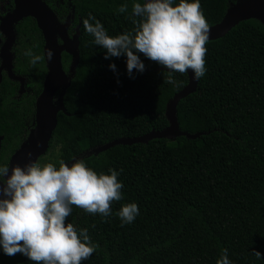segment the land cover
Masks as SVG:
<instances>
[{
  "label": "trees",
  "instance_id": "trees-1",
  "mask_svg": "<svg viewBox=\"0 0 264 264\" xmlns=\"http://www.w3.org/2000/svg\"><path fill=\"white\" fill-rule=\"evenodd\" d=\"M125 2L128 11L118 12ZM232 3L200 0L209 27L221 23ZM71 9L81 24L80 64L64 98L67 114L59 113L49 151L39 162L58 167L61 159H75L98 173L122 170L118 179L124 185L108 217L73 205L66 223L87 228L97 245L81 264H216L224 248L233 264H264V26L241 22L205 45V75L197 92L178 106L182 132L203 134L199 139H155L88 156L116 140L168 128L167 105L189 78L177 72L178 86L164 82L167 70L143 54L144 72L133 69L130 78L124 55L105 59V50L92 43L83 19L91 13L110 36L131 31V0H72L55 11L60 22ZM16 33L14 72L28 83L21 97L20 84L6 74L0 86V163L7 164L35 126V104L47 75L45 58L31 66L23 55L28 47L44 55L36 21L24 19ZM71 59L63 54L66 72ZM130 202L137 203L139 215L122 226L117 212ZM0 264L35 262L0 249Z\"/></svg>",
  "mask_w": 264,
  "mask_h": 264
},
{
  "label": "clouds",
  "instance_id": "clouds-1",
  "mask_svg": "<svg viewBox=\"0 0 264 264\" xmlns=\"http://www.w3.org/2000/svg\"><path fill=\"white\" fill-rule=\"evenodd\" d=\"M127 11V2L118 8L120 13ZM131 13L134 28L115 36L91 13L83 19L84 30L92 35L93 44L105 50V59L124 55L127 74L134 78L133 69L145 70L143 54L167 70L164 82L173 86L179 85L177 72L191 70L196 80L205 75L210 28L200 0H131ZM23 55L35 66L45 57L52 60L54 51L49 48L42 56L28 47ZM109 68L115 72L116 65L110 63ZM26 155L29 162L23 166L0 163V249L9 256L19 252L35 264H81L97 245L87 228L66 223V218L73 205L101 218L110 216L111 202L122 199L124 185L118 179L122 170L98 173L75 159L70 164L61 159L57 167L53 162L33 161L31 152ZM117 215L122 226L130 224L139 207L136 202L123 204ZM255 255L261 258L259 252ZM216 264H233L226 248Z\"/></svg>",
  "mask_w": 264,
  "mask_h": 264
},
{
  "label": "water",
  "instance_id": "water-1",
  "mask_svg": "<svg viewBox=\"0 0 264 264\" xmlns=\"http://www.w3.org/2000/svg\"><path fill=\"white\" fill-rule=\"evenodd\" d=\"M26 18H33L41 31L45 50L51 48L54 51L52 60L45 57L47 75L44 80L43 90L35 104V126L30 131L26 141L19 150L12 156L9 165L29 162L27 153H32V160L38 161L47 154L53 134L58 126L59 113L67 114L64 98L75 70L80 64V29L78 26L74 37L70 38L68 28L70 20L62 24L54 11L43 0H15L14 10L0 20V31L5 41L0 50V86L4 74L13 81L20 84L19 97L26 92L27 79L14 72L13 48L16 44V26ZM257 20L264 26V0H236L232 3L221 23L209 27V39L207 42L224 38L232 29L241 22ZM71 56L70 73L67 74L63 67V54ZM189 83L178 93L167 105L166 116L169 126L163 131H153L138 138H122L104 146L94 149L88 156L99 155L117 146H132L134 144H148L155 139L176 141L180 137L188 140L199 139L203 134H189L182 132L178 121V106L187 97L195 94L198 89L199 80L192 78V72H187ZM56 97V102H52ZM4 137L0 136V157Z\"/></svg>",
  "mask_w": 264,
  "mask_h": 264
},
{
  "label": "flooded vegetation",
  "instance_id": "flooded-vegetation-1",
  "mask_svg": "<svg viewBox=\"0 0 264 264\" xmlns=\"http://www.w3.org/2000/svg\"><path fill=\"white\" fill-rule=\"evenodd\" d=\"M43 1L46 2V4L48 3V1H54V5L53 6H49L48 4L47 5L55 13V11H57V9L59 7H64L66 4H70V2L72 0H43ZM68 7L70 8V5H68ZM14 8H15V0H0V20H1V18L5 17L7 14L11 13L14 10ZM68 19L70 20V26L68 28V34H69V37L72 38L76 34L77 28L79 26V25H77L76 20H75L74 9H71V11L68 12V15L63 19V21L61 23L62 24H66ZM0 33H1V31H0ZM4 41H5V38L3 36V39L0 40V43L4 44ZM16 44H17V40H16ZM16 44L14 45V48H15ZM66 73L67 74L70 73V68H69V70ZM27 83H28V80L26 82V87H27Z\"/></svg>",
  "mask_w": 264,
  "mask_h": 264
},
{
  "label": "rangeland",
  "instance_id": "rangeland-1",
  "mask_svg": "<svg viewBox=\"0 0 264 264\" xmlns=\"http://www.w3.org/2000/svg\"><path fill=\"white\" fill-rule=\"evenodd\" d=\"M2 45H3V44H2V43H0V50H1V48H2Z\"/></svg>",
  "mask_w": 264,
  "mask_h": 264
}]
</instances>
